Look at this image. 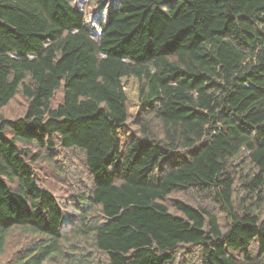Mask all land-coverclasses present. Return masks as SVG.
Returning <instances> with one entry per match:
<instances>
[{"label": "trees", "instance_id": "obj_1", "mask_svg": "<svg viewBox=\"0 0 264 264\" xmlns=\"http://www.w3.org/2000/svg\"><path fill=\"white\" fill-rule=\"evenodd\" d=\"M98 1L0 0V264H264V0Z\"/></svg>", "mask_w": 264, "mask_h": 264}, {"label": "rangeland", "instance_id": "obj_2", "mask_svg": "<svg viewBox=\"0 0 264 264\" xmlns=\"http://www.w3.org/2000/svg\"><path fill=\"white\" fill-rule=\"evenodd\" d=\"M99 1L98 0H94V6H93V9L98 5ZM105 6V4H103ZM127 88H126V95L128 97V101H129V104H130V108H131V113L132 114H136L137 110H138V107H137V84L136 82L132 81V80H129L127 83ZM14 110L13 109H10L9 112L7 113L8 115H11L15 112H13ZM79 174L80 175H83L84 171L83 169L79 168ZM61 180H65L64 179V176L61 178ZM69 181H71L69 179ZM59 186L61 187V184H59ZM180 252H187L186 250H184V248H182L180 250Z\"/></svg>", "mask_w": 264, "mask_h": 264}]
</instances>
